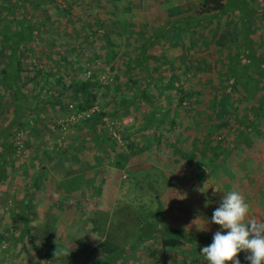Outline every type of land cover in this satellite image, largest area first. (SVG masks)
<instances>
[{"label":"rangeland","instance_id":"rangeland-1","mask_svg":"<svg viewBox=\"0 0 264 264\" xmlns=\"http://www.w3.org/2000/svg\"><path fill=\"white\" fill-rule=\"evenodd\" d=\"M111 2L78 0L75 6L74 0H0L1 25L20 32L14 47L19 50V90L26 96L22 114L36 119L40 132L37 141L27 127L15 137L6 134L18 100L0 70V134L8 136L0 140L7 160L0 178V264H92V259L95 264H208L200 250L221 230L211 223L212 214L233 190L250 205L248 218L264 221V120L249 124L254 107L248 110L245 100L235 95L233 100L226 89L237 71L228 65L232 51L220 52L217 30L231 31L228 21L221 16L220 25L214 18L198 22L200 0H128L117 11ZM243 3L247 10L264 6V0ZM247 10L244 19L250 18ZM99 13L104 14L97 18ZM263 27L264 22L255 27L258 56H264ZM107 34L121 46L117 57L105 41ZM224 41L231 42L229 35ZM142 44H147L145 57H140ZM12 53L0 36V69L10 63ZM87 80L97 86L96 102L88 109L95 112L91 120L71 125L72 111L86 110H77L63 91ZM245 88L264 96L259 82ZM180 89L189 94L182 102ZM45 92L67 109L40 108L36 99L47 100ZM223 95L226 102L213 107L215 97ZM117 96L127 99L125 109ZM38 106L35 115L29 111ZM95 117L101 119L97 130L84 124ZM226 121L229 126L221 128ZM215 137L221 138L218 143ZM86 155L102 156L104 168L93 171L98 177L93 182L106 193L101 200L116 198L113 208L96 199L79 200L78 206L66 203L64 168H79L76 162ZM214 155L223 162L215 163ZM123 157L130 168L119 165ZM196 158L204 170H198ZM79 179L74 184L79 182L81 189L86 182ZM106 213L121 222L120 232L113 234L114 251L102 239L106 221L98 224V216ZM168 238L181 245L162 248ZM134 239L139 247L133 246ZM47 250L69 253L52 255L47 263L42 258ZM104 252L111 254L103 257ZM249 254L238 253L240 264H249Z\"/></svg>","mask_w":264,"mask_h":264},{"label":"trees","instance_id":"trees-1","mask_svg":"<svg viewBox=\"0 0 264 264\" xmlns=\"http://www.w3.org/2000/svg\"><path fill=\"white\" fill-rule=\"evenodd\" d=\"M110 1H112L111 4L113 6H116L115 11H117L118 7L120 6V3L125 4V2L128 0H110ZM111 4H109V6ZM74 5L75 6L79 5L78 0H74ZM198 6H200V10H201V14L198 17V22L201 21L202 24L204 23L207 24V19L214 18L216 19V21H219L221 19L219 17L222 16L223 18H225V21H228V24H229L228 28L231 26V29H232L231 31L228 29L225 30L224 28H218L217 30L218 35H219V37L217 38L218 40L217 44L219 45L220 52L221 53L226 52L227 49H230L232 51L233 56H230L228 60V65L230 67H233L234 70L237 71V72H234L235 74L234 73L231 74L232 75L231 79L230 80L228 79L230 83L227 82L228 84H226V89L229 91V93L232 92L233 100L236 101V99H234V95L236 96V98L240 96L239 100H245L249 106L248 110H252L254 107L255 115L252 119H250V121L248 122L249 124L253 121H256V124L258 125L259 123L263 124L262 121L264 120V96H257V95L253 96L252 93L245 91L246 90L245 87H248V88L249 86L251 87L252 83L255 81L259 82V84L262 87L264 86V64H263L264 56L261 54L260 56H258L257 54L258 52L255 53V48L257 47L256 43L258 41L256 33H259V31L255 29V27L259 26V24L262 25V22H264V6L259 7V10H258V9H254L253 7H250L247 5L249 8V10H247V7L243 3V0H202V1L200 0ZM72 7L73 6H71V8ZM235 7H239V8H235ZM96 8L97 6H95V9ZM245 8L247 12L250 11V18L248 17V14L246 15V17H248L247 19L243 18L244 17L243 9ZM113 11H114L113 9L110 10L111 13ZM103 14L104 13H99V15L97 14L98 15L97 18L103 16ZM227 17L229 18V20L227 19ZM21 23H22L21 27H24L25 24L23 22ZM220 23L221 21H219V25ZM263 33H264V27H263ZM19 34L20 32L18 31L15 32V29L12 30V29H6L5 27L3 28V26L0 23V36L4 38L6 42L9 43V46L10 48L12 47V51H13V53L11 54L10 63H8L6 67L0 69L2 73L1 77L4 78L5 86L7 88L12 89L13 94L18 100L17 109L14 110V113H15L14 119L10 122V125L7 130L8 132L6 134L8 135V133H10L12 136L15 137V133L17 131H19L21 128L27 127L32 139L37 141L39 133H40L37 129V123H36L37 120L33 119L32 117H24L22 114V110L24 109V106L26 105V100H25L26 96L22 93V89L19 90V86L21 82V78L19 75L20 67L17 61L19 50L14 47L18 45ZM228 35H229V38L231 39V42L226 43L224 40L228 38ZM232 40H234L235 43H232ZM105 41L108 44L109 48L113 50L114 52V54L112 52L113 57H117V53L121 49V46H115V44L111 42L110 34L105 35ZM140 47H141L140 57H145L148 52L147 44L145 45L142 44ZM227 73L229 74L231 73L229 72V69ZM60 83L61 85H64L62 84V82ZM96 87H97L96 83L93 80H87V81H82V82L76 81L75 83L70 84L69 86H66L64 89L65 91H63V93H66L67 94L66 97L71 99V101H73L76 104L77 110H88L91 106H93L94 102H96V99H97L96 98L97 97ZM128 87H130V84L126 86V88ZM239 89L240 91H238ZM46 92H45L46 96L44 97L47 98V100H44V98L36 99V101L40 100L39 104H42L40 108H46V106L48 108L49 107L54 108L55 106H58L59 109H61L62 111L67 109V107L65 106V102H61V100L55 99L52 95L48 96ZM179 93L181 95L180 102L186 99L189 95L188 92L181 90V89L179 90ZM215 98L216 99L213 100V107H219L226 102L225 101L226 97L224 95L216 96ZM66 100L67 99L65 98V101ZM116 100L117 102L119 100V103H118L119 107L121 108L123 107L125 109V104L127 103V99L124 96H121V97L117 96ZM256 101H257V106L255 105ZM44 102H46V105ZM40 108L38 106V108L30 109L29 111H31L35 115L36 113H38L39 111L38 109ZM246 110H247V107H246ZM100 114L107 115V113L105 112H101ZM100 123H101V119L99 120L96 117L91 122H88V121L84 122V124L92 125L93 128H95L96 130L99 127V125H101ZM13 126L16 127L15 132H12L11 130ZM228 126H229L228 121L222 122L221 128H227ZM6 134L5 135L3 133L0 134V140L2 142H4V137L5 138L8 137ZM219 136L221 137L222 135H219ZM220 137H215L217 139L216 141L217 143L220 141L221 139ZM94 138L97 139L98 137L94 135ZM6 142H7V139H6ZM234 143L236 142H233L232 144ZM6 146L7 147L9 146L8 143H6ZM2 147H4V143L2 144V146H0V165L2 167L0 168V178L5 173L4 165L2 163L7 161L3 157V152H1ZM218 148L219 147L214 148V149H217L218 151ZM35 153L38 158L40 151L35 152ZM212 153H214V151ZM215 155L212 156V158L216 159L215 163L223 162L222 156L220 157L217 155L216 157ZM199 159L196 158L195 163H196L198 170L201 171V170H204V167H203V162ZM206 161L214 164V162H211V161H215V160H210L209 158V160H206ZM38 174L39 175L43 174L42 169L38 170ZM35 184H36V181H35ZM29 207L30 206L27 204L25 205L24 208L25 209L27 208L28 210ZM156 215L158 214L156 213ZM27 216L28 214L26 211L25 213H23L24 228H25L24 232H27L26 227H27L28 219H29L27 218ZM53 232L54 230L50 231V233H53ZM31 239H32V236H31ZM161 244H162V248L164 249L166 247L176 248L181 245V242L178 239L168 238V239H163ZM108 245L113 247L109 242H108ZM43 253H44V256H42V258L44 259V261L48 262V261H51V257L52 255H54L55 251L50 252L47 250L46 252H43ZM61 260L64 261L63 259ZM89 262L92 264H95L97 260L92 259V260H89Z\"/></svg>","mask_w":264,"mask_h":264},{"label":"clouds","instance_id":"clouds-1","mask_svg":"<svg viewBox=\"0 0 264 264\" xmlns=\"http://www.w3.org/2000/svg\"><path fill=\"white\" fill-rule=\"evenodd\" d=\"M249 209L250 205L238 191L223 195L211 217V223L221 230L214 233L210 245L200 250L208 264H240L237 256L242 251L250 253L246 256L249 264H264V221L248 218ZM68 253L56 250L54 255Z\"/></svg>","mask_w":264,"mask_h":264},{"label":"crops","instance_id":"crops-1","mask_svg":"<svg viewBox=\"0 0 264 264\" xmlns=\"http://www.w3.org/2000/svg\"><path fill=\"white\" fill-rule=\"evenodd\" d=\"M97 141H98V139H95V142H97ZM83 157H80L79 161H78V158L74 160V161H78V162H76V164L78 165L79 168H76V169L64 168L65 176H68V179L66 178L67 180H64V184H61V187L63 186L62 188H64V190H66L65 200L66 199L68 200V202H66V203H70L71 205L78 206L77 203L79 200H81V203H83L85 201L91 203L94 201V199H96L95 202L98 204H100V202L102 200H104V201H102V206L104 208L105 207L111 208V206L113 208L115 205L116 198L113 197L111 202H110V198L108 199L107 202H106L104 197L101 200V194H103V196H104L106 193L104 194L103 192L99 191L100 188L99 189L96 188V187H99L96 184H94V183H97V180L95 182H93V178L97 176L96 174H94L95 172L93 173V171H97V170L102 171V169L104 168L103 163H105V162L103 161L102 156L101 155H97V156L86 155L84 157V159H83ZM125 160H126V158L123 157L121 160L122 162H119V165L125 169L130 168L129 167L130 161L128 163H126ZM101 161H103V163ZM106 161H110L109 158ZM131 164H132V162H131ZM94 166H95L96 170H92V169H94ZM79 177L81 180L79 179ZM96 178H98V177H96ZM78 179L82 183L86 182L87 185L85 184V186H82L81 189H78L79 188V185H78L79 182H78L77 186L74 184V182L77 181ZM99 180H100V178H99ZM110 192L111 191H109L108 193H110ZM67 205H69V204H67ZM55 207L57 209L59 208L58 205H56ZM103 207L100 206L101 209H104ZM110 217H111V215L106 213L105 215H102V214L99 215L97 219H99V221H100V222L98 221L99 222L98 224H101V225L104 221H106V223L104 225L105 229H103L104 226L102 228H100V229H102V232H104L102 239H103V241L109 242L111 244L113 242V236H114L113 234L120 232L118 225L121 224V222L119 221L118 224H116L115 221L108 219ZM116 229H117V231H116ZM71 239L76 240V241H80V239L74 238V237H71ZM133 241H135V239ZM142 242H144V241H142ZM139 244L136 242V244H134L133 246L136 247L138 245V247H139L140 246ZM113 249L114 248L112 247L111 251H114ZM104 253H105V255H103V257H106V256L111 254V253H106V252H104ZM75 254L76 253L73 252L72 256H74ZM47 263H49V262H47Z\"/></svg>","mask_w":264,"mask_h":264},{"label":"built area","instance_id":"built-area-1","mask_svg":"<svg viewBox=\"0 0 264 264\" xmlns=\"http://www.w3.org/2000/svg\"><path fill=\"white\" fill-rule=\"evenodd\" d=\"M70 108H73V106H70ZM94 112V108L86 111H72L69 116L68 123L74 125L80 121L89 120Z\"/></svg>","mask_w":264,"mask_h":264}]
</instances>
